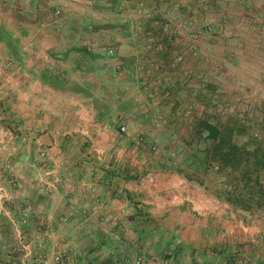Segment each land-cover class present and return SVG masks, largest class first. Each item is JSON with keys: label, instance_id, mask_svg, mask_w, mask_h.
<instances>
[{"label": "crops", "instance_id": "crops-1", "mask_svg": "<svg viewBox=\"0 0 264 264\" xmlns=\"http://www.w3.org/2000/svg\"><path fill=\"white\" fill-rule=\"evenodd\" d=\"M85 1L0 0V264L57 255L63 264H131L139 252L157 258L155 264H212L234 252L248 264H264L263 211L243 217L233 207L215 211L216 206L195 202L182 178L141 164L132 152L137 126L129 122L138 113L131 108L134 80L125 68L138 52L115 42L113 29L94 20L103 10ZM238 1L244 8L236 0H166L159 12L174 9L185 16L193 8L202 18L207 9L215 32L227 34L238 24L235 15H247L249 3L254 13L249 31L256 40L236 47L230 38L219 45L209 35L204 50L199 46L201 52L189 55L186 64L199 69L203 54L213 79L219 78L218 67L226 79L241 67L234 79L259 82L264 0ZM150 25L146 29L155 30ZM109 47L120 66L105 57ZM249 64L258 67L257 76H246ZM172 81L170 91L178 92L184 83L177 76ZM184 85L179 91L188 90L189 81ZM163 105L156 104L158 110ZM139 107L148 117L146 106ZM123 116L128 133L119 130ZM41 152H46L42 162ZM26 202L30 215L21 224L19 210Z\"/></svg>", "mask_w": 264, "mask_h": 264}, {"label": "rangeland", "instance_id": "rangeland-1", "mask_svg": "<svg viewBox=\"0 0 264 264\" xmlns=\"http://www.w3.org/2000/svg\"><path fill=\"white\" fill-rule=\"evenodd\" d=\"M135 1L93 0L90 6L86 5L93 10L97 8L103 10L101 15H97L96 19L94 17L95 22L111 24L114 31L113 34L111 33L112 39L119 45L133 46L136 48L135 50L138 52L136 56H138L146 42L143 32L150 29H146L145 26H148L149 23L151 24L150 26L153 25L155 27V30L151 28L152 38L156 37L158 33L156 24L150 21L145 22V26L141 30L137 29L135 26ZM162 1L166 2V0H152L150 2V5L154 8L156 20H166L180 28V34L171 44H168V52L163 54L169 53L168 56H170L178 51L185 52V61L182 67L191 71L192 76L188 80L190 86L186 91H179L187 83L183 82L180 77L181 70L167 69L165 61L161 62L159 60L158 74L163 73L161 82L164 83V90L169 93L170 98L162 99L161 92H158L159 95L154 98L139 87L138 75L132 68L134 61L127 65L125 69L128 70L134 80L132 86L130 85L131 91H134H132L131 97L132 101L137 103L134 110L138 113V116L129 122V126L136 125V128H132L133 132H141L144 138L140 145H135L131 141V150L137 154L139 159L144 160L141 164H146L145 166L155 170L174 173L179 178H182L185 182L182 185L187 186L192 191L195 196L194 201L207 206H216L215 211L224 210V212H229V207H232L228 202L219 199L216 193L226 195L233 193L238 200H248L252 196L250 204L255 205L257 198L264 200V164L257 166V169L253 168V162L256 158L264 161V72L259 74V82L253 78L246 79L245 77L242 79V76H237L234 79V75L243 73L242 68L239 67L238 69H232L236 73H228L227 77L230 76V79H226V72L223 68L218 67L219 73L217 76L219 78L213 79L210 75L208 63L204 64L203 62L205 56L202 53V64L199 69H195V65L192 63L190 65L186 64V59L189 55L194 57L201 52L199 46L203 47L204 41L207 40L209 35H216L219 45L225 44L226 39L230 38L232 39V45L235 44L236 47L240 43H248L250 39L256 40L258 37L249 31L248 24L254 15L249 7L250 4L247 3L248 6L245 7L247 15L241 13L235 15L238 18L234 22L238 24L226 34L224 31L215 32L214 21L209 16L207 9L201 14L202 18L197 17L198 15L194 13L193 8H190L185 16H183L184 12H174L176 11L174 9L170 10L169 14L160 13L159 9L164 7ZM219 1L223 2L225 0ZM177 2L179 3V1ZM113 3H116V5ZM236 6L244 8V4L238 0H236ZM219 8L221 9L220 12H223V3H219ZM223 18L224 16L221 15L220 22H222ZM126 21H129V23ZM188 21L191 22V25L184 27L188 24ZM194 38H196L195 42ZM194 43L196 45L199 44L195 54L187 48ZM175 45H179L180 49L175 51L169 48V46L174 47ZM220 50L225 52V49L221 48ZM239 51L235 49L234 52ZM233 54L239 56L238 53ZM115 57L112 58L115 59L116 63L120 64L117 55ZM246 67L248 68H244L246 76L258 73L257 66L249 64ZM225 68L229 69L227 66ZM255 75L257 76V74ZM174 76H177L179 81L181 80L184 84L177 89L178 92L172 93L169 88L170 84L173 83ZM201 76L206 78L204 89L200 87L201 82H203ZM154 86L157 87V84L155 83ZM184 93L186 96L182 98ZM160 99L169 103L174 102V105L171 107L167 103L160 101ZM193 101L196 102L197 106L192 116H184L183 108ZM143 104L148 110V117H144L143 114L145 113H141L139 106ZM156 104L157 106L163 105L164 108L158 110ZM166 108L167 111H165ZM123 120L127 121L126 117L123 116L121 121ZM204 120L222 131L226 130V128L232 129L231 137L233 142L245 148V153L243 154L245 160L240 167L225 169L221 168L217 161L208 159L206 150L213 145V141L208 138V135L203 136L198 132V123ZM187 159L192 160L186 161ZM205 160L207 161L204 163ZM180 170L191 175L192 180L184 178L182 173L179 172ZM245 171L249 172L244 174ZM241 205V203H238V209L235 212L240 216L246 217L247 215L245 214L248 211L241 209ZM262 211L264 212V207L249 213L259 214ZM153 259L154 261L157 260L155 257Z\"/></svg>", "mask_w": 264, "mask_h": 264}, {"label": "built area", "instance_id": "built-area-1", "mask_svg": "<svg viewBox=\"0 0 264 264\" xmlns=\"http://www.w3.org/2000/svg\"><path fill=\"white\" fill-rule=\"evenodd\" d=\"M126 2H130L132 0H125ZM87 5H91L93 3V0H86L85 1ZM135 5V15H136V22L135 26L138 30H141L145 25V22H154L157 27V33L156 37L152 36V32L150 30L143 32L146 42L142 48V51L137 56V58L134 60L132 68L138 75V83L139 87L148 93V95L157 98L158 92H161V98L162 99H169V93L164 90L165 85L163 82H161V74H158V65H159V56L165 52H168L167 46L168 44H171L176 37L180 34V28L178 26H175L171 24L170 22L166 20L158 21L155 18V11L154 8L150 5V2L152 0H136ZM56 14L60 13V10H56ZM166 19V18H165ZM191 22L188 21V24L186 26H190ZM146 27V26H145ZM210 29V27H208ZM196 37V35H194ZM196 41V38H194V42ZM198 45L195 43L190 45L188 50L192 51L193 54L197 52ZM106 54L109 57L116 58V52L115 48L109 47L106 49ZM169 55V53H168ZM185 61V52L178 51L174 54H171L167 57V60L165 61V67L167 69L171 70H181V79L183 82H188L190 80L192 74L191 71L183 68L182 65ZM119 67V66H117ZM202 77V76H201ZM202 81L200 84V87L204 89L206 85V78L203 76ZM155 83L157 84V87H155ZM186 96V94H182V97ZM197 106L196 102H190L188 105H186L182 112L183 115L186 117L192 116L195 107ZM119 130L122 133H128V123L127 121L123 120L120 123ZM201 134L203 136L208 135L207 131H202ZM143 136L141 132H134L132 134V141L135 145H140L143 142ZM154 148V147H153ZM46 157V152H41L39 155V161H43V159ZM30 215V205L28 202H26L19 210V221L21 224H27L28 218ZM45 234H50L51 229L49 227L44 228ZM157 261V260H156ZM152 256H149L148 254L144 252H139L134 259L132 260L131 264H155V262ZM160 264H168L166 260H159ZM24 264V263H23ZM30 264H63V258L61 255H57L51 259L49 258H40L36 259ZM212 264H248L247 258L241 254L234 252L231 257L227 259H221L218 258L214 260Z\"/></svg>", "mask_w": 264, "mask_h": 264}, {"label": "trees", "instance_id": "trees-1", "mask_svg": "<svg viewBox=\"0 0 264 264\" xmlns=\"http://www.w3.org/2000/svg\"><path fill=\"white\" fill-rule=\"evenodd\" d=\"M113 1L117 2V0H113ZM113 4L116 5V3H113ZM126 22L129 23V21H126ZM103 25L108 27V28L113 29V26L111 24H103ZM0 37H1V33H0ZM104 55H105V57L109 58V56L106 54V52ZM110 58H112V57H110ZM120 64H119V66H120ZM132 103H133V106L131 108L133 110V109H135L137 103L134 101ZM122 108L126 111L129 110V107L127 104L125 106H123ZM203 130L208 132V138H210L213 141V145L209 149L206 150L209 160L213 159V160L217 161L219 163L220 167L225 168V169L226 168L235 169L237 167H240L244 163L245 159H244L243 154L245 153V148L242 146H239L233 142L232 137H231V130H232L231 128H226V130L222 131L221 129L212 125L210 122L204 120V121H200L198 123L199 134ZM255 152H256V150H255ZM263 158H264V155H263ZM188 160H192V159H187L186 161H188ZM206 161L207 160H205L204 163ZM261 164H264V161H261V160L256 158L253 162V165H254L253 168L257 169V166H261ZM179 172L182 173L184 178H186L188 180H192L191 175L184 173L182 170H180ZM247 172H249V171H245L244 174ZM216 196L219 199H222V200L228 202L233 207L234 210L238 209V203L242 204L240 206L241 209H243L244 211H248V212H254L255 209L260 210V209H263V207H264V200H262L261 198H257L255 200V205H251L250 200H251L252 196L248 200H244V199L238 200V198H236V196H234L233 193H231L229 195L216 193ZM254 196H255V194H254ZM164 257L168 258V255H166Z\"/></svg>", "mask_w": 264, "mask_h": 264}]
</instances>
